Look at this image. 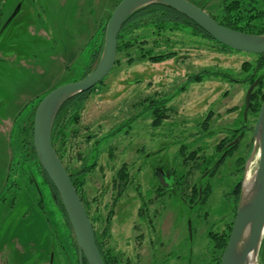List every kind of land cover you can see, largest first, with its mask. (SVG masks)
<instances>
[{
  "label": "rangeland",
  "instance_id": "rangeland-1",
  "mask_svg": "<svg viewBox=\"0 0 264 264\" xmlns=\"http://www.w3.org/2000/svg\"><path fill=\"white\" fill-rule=\"evenodd\" d=\"M20 1L23 7L10 22ZM121 1L2 0L1 21L8 19L10 24L0 36V264H70L65 250L53 246V227L60 226L61 219L49 188L29 160L28 141L40 101L96 67L98 62L92 65L91 61L95 41ZM187 1L220 19L224 0ZM260 3L264 0L253 5ZM156 33L152 28L134 32L130 49L117 54L110 74L83 104L79 123L65 130V139L55 150L70 174L96 163L81 194L89 217L101 220L94 225L106 250L113 240L124 248L125 237L132 236V226L138 221V207L154 197L151 193L159 185L160 170L174 171L178 180L190 173L186 177L189 187L211 185L212 198L192 209L184 202L179 185L176 192L153 199L157 201L154 208L162 212L163 235L182 242L191 222L190 264H209L207 230L214 227L213 222L219 228L222 217L233 221V205L224 201V195L232 191L236 180L228 172L234 170L238 156L251 151L250 158L255 145L253 130L240 135L239 148L214 180L208 177L198 183L203 171L185 160L196 150H203L198 157H210L218 142L240 127L250 88L248 82H242L247 76L242 66L249 63L254 67L258 56L221 51L216 43L189 29L167 30L162 38ZM169 52L176 56L163 63L141 59L142 53ZM205 71L227 74L235 81L207 76L202 82L189 83V78ZM162 100H168L167 117L154 126L156 106L151 104ZM210 112L213 118L206 132L201 124ZM255 120L249 116V127L255 126ZM185 145L188 148L182 155L180 149ZM247 161L243 181L254 175L258 156L248 165ZM124 165L128 186L116 205L122 188L118 173ZM112 210L115 219L112 216L107 221ZM59 236L63 240L62 233ZM177 255L182 264H188L182 244Z\"/></svg>",
  "mask_w": 264,
  "mask_h": 264
},
{
  "label": "water",
  "instance_id": "water-1",
  "mask_svg": "<svg viewBox=\"0 0 264 264\" xmlns=\"http://www.w3.org/2000/svg\"><path fill=\"white\" fill-rule=\"evenodd\" d=\"M168 6L197 24L223 46L253 55H264V35H250L227 28L209 13L187 0H122L114 9L106 26L104 46L96 67L81 80L62 85L48 93L38 104L33 126V145L42 168L56 188L68 216L78 246L79 264H105L98 249L93 225L74 187L71 177L60 160L52 141L55 120L63 106L76 96L99 85L111 72L118 54V36L127 21L137 11L150 5ZM18 9L9 19H13ZM8 21V22H9ZM257 79L249 88L244 105V125L248 121L251 98L258 86ZM255 145L248 162L258 156V166L251 178L242 183L236 217L221 264H248L254 254L256 264L264 238V102L253 129ZM238 140L231 145L237 144ZM163 186V179L160 178ZM251 190L247 193V184Z\"/></svg>",
  "mask_w": 264,
  "mask_h": 264
},
{
  "label": "trees",
  "instance_id": "trees-1",
  "mask_svg": "<svg viewBox=\"0 0 264 264\" xmlns=\"http://www.w3.org/2000/svg\"><path fill=\"white\" fill-rule=\"evenodd\" d=\"M254 3H257V0H248V2H246V3H245V0H224L223 6L221 7L220 19H217L214 15H211V14L210 15L218 23H220L221 25H223L227 28H230L232 30L242 32V33H246V34H250V35H264V3H260L258 7L253 5ZM107 24H105V26H104L102 35L99 36V38H97V40L95 41V44L93 47L92 59H91L92 65L97 63L99 61L100 56H101L103 46H104V37H105V30H106ZM148 28H152V29L156 30L157 33L155 34V36H158V37H161L164 34V32H166L167 30L174 31L177 29H189L193 35L201 36L202 38H205L209 41L216 43L220 47L221 51H233V50L223 46L219 42H217L209 34H207L204 30H202L197 24H195L193 21L186 18L184 15H182L178 11H176V10H174L168 6L155 4V5L147 6L143 9L137 11L136 13H134L132 16H130L127 19V21L123 25V27L119 33V36H118V53L123 51V50H129L130 49V47L132 46L131 41H130V37L134 34V32H136L137 30H140V29H148ZM175 56H176V53H172V52H169L166 54H160V55H153L152 53H149V54L142 53L141 59L146 58L149 60V62H151L153 64H159V63H163L167 60H170V59L174 58ZM256 56H258V60H257L256 65L254 67L249 63L243 64L242 69H243V71H245L247 76H246V79L242 80V82H248L249 85L251 86L257 79H260L258 86L253 91L252 98H251V108L248 112V118H249V116H253L257 120L261 106L264 102V73L262 75L260 74V73L264 72V55H256ZM132 62H133V59H131L130 63H132ZM91 71H89V73H87V74H90ZM207 76H212L215 78L217 77V78H221V79H227V80H230L232 82L235 81L234 79H232L227 74L213 73V72H208V71H205L201 74H198L194 77H191V78H189L188 81H189V83L190 82H193V83L202 82L203 79ZM96 87H94L92 90H90L86 93L80 94V95L76 96L75 98L71 99L60 110V112H59V114L55 120L53 132H52V141H53L54 148H56L57 145L62 143V141L65 139V130L69 126L76 125L79 123L80 113H81L83 104L86 102V100L88 99V96L90 95V93H92V91ZM184 90L185 89L182 88L181 91H184ZM226 95H228V93ZM167 102H168V100H162L160 102H152L153 103V104H151L152 107L156 106V108L154 109V112H153L154 118H155L154 126H159L167 117L166 116V111H167V108H166L167 104L166 103ZM243 111H244V108L241 112V119L242 120H244ZM212 116L213 115L210 112L207 115V117L205 118L204 122L201 124V127L206 132L209 130V125H210V121H211ZM256 120H255V122H256ZM242 124L244 125V123H242ZM246 128H247V126H246ZM253 129H254V127H248V130H253ZM29 140H30V141H28V144L30 147V149L28 150L29 160L37 168V171L40 174V177L42 179V184H44L45 187L49 188L50 193H51L50 194V200L52 203H54V205H56V207H57L56 211H57V213L59 211V215H60L59 217L61 219V225L60 226L55 225V227H53L54 228L53 246L58 247L61 250H65L66 254L69 256V261H70L69 263L70 264H79L78 246H77V243H76L73 231H72V227L70 225L68 216H67L66 211L62 205L61 199L59 197V194H58L56 188L54 187L53 183L48 178V176L45 173L44 169L42 168L41 164L39 163L35 148L33 146V133L32 132L30 134ZM227 142H228V139H224L220 143V145L218 146V150L220 152L224 149L225 144ZM187 148L188 147L186 145L181 147L180 152L182 155L186 154ZM199 151L201 152L203 150H196V151L192 152L191 154H189V156L186 158L187 160H185V161H186V163H188V161H193V163L196 161L195 168L202 170V171L204 170L202 172V173H204L206 170L205 167L212 160H209V159L205 158L204 156L198 157L200 154ZM250 152L251 151H249V153L247 155H245L243 158H241L239 160V167H242L246 164V161L249 157ZM230 153L232 154V150H230ZM58 156H59V154H58ZM59 158L62 161L60 156H59ZM198 160H201V162H198ZM62 163H63V161H62ZM95 166H96V163L92 164L89 167H85L82 170H80L74 174H70L68 169H67L68 173L70 174L71 181H72L74 187L76 188L78 195L81 198V200H82V202L86 208L87 213H88V210H87L88 206H87L85 199L81 193H82V189L86 183V181H85L86 177L89 175V173H91L93 171ZM202 166H204L203 169H202ZM126 169H127V166L124 165L123 168L118 173L119 179L122 182V185H121L122 188L119 191L117 201L120 199L124 190L128 186V180H127L128 174L126 172ZM243 170H244V168H243ZM187 184L188 183L186 181V178L184 179V177H181L179 179L178 185L181 186V190H180L181 196H183L185 198V197H187L188 194H190L191 197L194 198V200L192 202H195L196 199L198 198V195H199L198 187L197 186L189 187ZM190 188L192 189L193 192H190L187 194V191H188V189L190 190ZM241 188H242V183H238L237 187L234 190V194H233L234 195V207H233L234 217H235V213L237 210V206H238V202H239V198H240V194H241ZM209 195H210V190L209 189L204 190L203 194H202L201 202L205 203L206 200L208 199ZM117 201H115V204ZM113 212H114V210H112V212H110V214L107 218V221H110V218L113 216ZM89 219H90L91 223L93 224L97 246H98V249H99V251L103 257L104 263L105 264H111L110 249H108V250L105 249L104 243L102 241V237L98 234V231L95 229V225H94L95 222L96 223L101 222V220L99 217H97L96 219L89 217ZM56 224H57V222H56ZM231 226H232V222H231V224H229L227 235L224 238H222L221 240L220 239L218 240L217 248L219 250L218 251L219 253L215 259L217 261L216 264H221L222 254H223L225 247L229 241V236L231 233ZM105 231H106V229L104 230V232H103L104 234H102V236L105 235ZM61 233H62L63 240L59 236ZM259 263L264 264V238H263L262 246H261L260 253H259ZM83 264H88L85 259H83Z\"/></svg>",
  "mask_w": 264,
  "mask_h": 264
},
{
  "label": "flooded vegetation",
  "instance_id": "flooded-vegetation-1",
  "mask_svg": "<svg viewBox=\"0 0 264 264\" xmlns=\"http://www.w3.org/2000/svg\"><path fill=\"white\" fill-rule=\"evenodd\" d=\"M1 5H2V0H0V6ZM22 7H23V2H21V1L18 2L16 4V7H15L13 13H15V11L18 9V13H17V15H18L19 12L21 11ZM2 15H3V12H2V10H0V36L6 31L10 22H12V21L8 22V19H6L5 21L2 22L1 21ZM212 118H213V116H212ZM212 118H211V120H212ZM242 123H244V121ZM246 126H247V128H246ZM248 127H249V125L247 122L246 125L241 124L240 127L238 126V127H235V129H231V131L229 132V134L231 136H230V138H228V142L225 144V147L221 152L218 150V146L220 145V143L224 139H227V137L221 139L218 142V144L215 146L214 154H212L210 157H205V155H204L205 158L212 160V161H210V163H208V165L205 167L206 170L202 174L203 177L200 178L198 183H202V181L208 177L210 178V180H214L216 177L221 175V174H219L220 167L225 165L227 160L231 159L234 156L236 150L239 148V142L237 144H234V145H231V144L237 140L239 141L240 135L249 132ZM210 128L211 127L209 125V129ZM230 150H232V154L230 153ZM243 157L244 156H241V157L238 156L236 158V160H234V162H233L234 170L229 169V172H228L229 177L233 180H236V181L234 183V186L232 187V191L230 193H227L224 195V201L227 204H232L233 207H234V195H233L234 190L237 187L238 183H243V166L239 167V160ZM191 162L193 163V161H191ZM195 164H196V161L191 166L194 169H196ZM196 170H198V169H196ZM188 175H190V173ZM188 175L186 174L185 178ZM160 178H162L163 181H165L164 182L165 186L162 185ZM187 178H186V180H187ZM158 179H159V185L151 193L152 195H154L153 199L158 200L157 196L159 194L160 195H168V194H172V193L176 192L175 189L177 188V186L179 184V180L177 178H175L174 171H172L170 169L168 171L167 170H160L158 172ZM193 186H197V183H196V185H193ZM197 187H198L199 195H198V198L196 199L195 202H192L194 200V198L191 197L190 194H188L187 197L184 198V202L186 204H188L189 209H192L193 206H195L197 203L202 204V202H201L202 194H203V191L206 189L210 190V195H209L207 200L212 198V187H211V185L207 184L203 187H201V185H199ZM190 192H193L191 188H190ZM121 198L122 197H120V199ZM153 199H150V200L145 201V202L144 201L141 202V205L138 207V211H137L138 221L134 222V224L132 226V230H133L132 236L131 237H129V236L125 237V240H124L125 243L123 244L124 248L118 247V244L116 243V241L113 240L114 243H113L112 247H110L111 264H144L145 262H146V264H182V262L179 260L180 256L177 255V251L180 248V244H182L183 251L188 256V264L191 263V256L193 254V250L191 249L192 243H190L192 241L191 236L193 235V234H191V231H192L191 222H189V234L188 233L186 234V236L182 240V242H178L177 238L172 239V240L166 238V236L163 235V227H162V229L160 227V224L162 225V221H161L162 212L158 208H154L156 206L157 201H155ZM119 200L117 201V204H118ZM203 204H205V203H203ZM113 217H114L113 219H115V212H114ZM235 217H236V215H235ZM235 217L233 218L232 226H233ZM208 219H209V215L207 214V216L205 217V221H207ZM205 221H204V223H205ZM219 222H220L219 228H216L217 227L216 222H213L214 227H212V225H210L209 230H207L206 236H207V241H208V247L209 248L211 247V251L209 254V257H210L209 264H216L217 263V261L215 259L219 253L218 252L219 250L217 248L218 240L219 239L221 240L222 238H224L227 235L229 224H231V223L226 221V217H222L219 220ZM232 226H231V230H232ZM201 228L203 229L204 227H201ZM137 231H140V234L136 235ZM175 247H176V250H174ZM174 251H176V254H174ZM222 256H223V254H222ZM174 257H176V258L174 259ZM221 260H222V258H221Z\"/></svg>",
  "mask_w": 264,
  "mask_h": 264
},
{
  "label": "bare ground",
  "instance_id": "bare-ground-1",
  "mask_svg": "<svg viewBox=\"0 0 264 264\" xmlns=\"http://www.w3.org/2000/svg\"><path fill=\"white\" fill-rule=\"evenodd\" d=\"M247 172V171H246ZM247 174V173H246ZM247 177V176H246ZM251 184L249 183V184H247V187H246V190L245 191H247V193L248 192H250V190H251ZM248 264H256V259H255V256H254V254H251L250 255V257H249V259H248Z\"/></svg>",
  "mask_w": 264,
  "mask_h": 264
}]
</instances>
